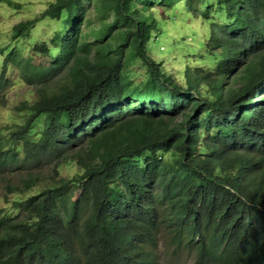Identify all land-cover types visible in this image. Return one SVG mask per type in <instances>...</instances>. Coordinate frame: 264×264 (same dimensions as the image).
I'll return each instance as SVG.
<instances>
[{
  "label": "trees",
  "instance_id": "obj_1",
  "mask_svg": "<svg viewBox=\"0 0 264 264\" xmlns=\"http://www.w3.org/2000/svg\"><path fill=\"white\" fill-rule=\"evenodd\" d=\"M154 2L55 0L11 28L16 48L36 23H57L33 54L0 58V102L16 81L35 94L0 127L14 197L0 210V264H264V0H186L191 17L231 22L211 23L205 53L178 75L147 55ZM73 149L81 171L44 180Z\"/></svg>",
  "mask_w": 264,
  "mask_h": 264
},
{
  "label": "rangeland",
  "instance_id": "obj_2",
  "mask_svg": "<svg viewBox=\"0 0 264 264\" xmlns=\"http://www.w3.org/2000/svg\"><path fill=\"white\" fill-rule=\"evenodd\" d=\"M4 1H11L14 4H8ZM0 1V48H7L3 54H0V58H4L11 50L16 49L18 51H24V55L33 54V46L36 43L47 42L49 43L52 33L56 28L57 23L50 19H43L36 23L34 29L35 34H32L27 39L21 40L18 46L10 39L11 28L19 22L34 19L38 17L41 12L48 6L50 2L55 0H4ZM215 3V0H211ZM186 0H177V4L168 5L163 2V0H157L153 4L146 6V14L155 22V30L152 31L154 37H151L148 43L147 55L152 54V59L159 64L163 63V68L165 70H170L174 75H178V71L184 70V66L190 62L193 66L198 60V53H205L204 47H199L198 44L206 41V35L209 31L211 23L218 25H224L231 22V19L222 14L213 19L205 18L202 15L196 13L195 17H191L187 8L185 7ZM16 4H20V8H16ZM92 8V7H91ZM94 12L88 16L86 15L82 21V27L85 32L91 29V26L87 25V19L92 18ZM113 19V15L110 17V21ZM13 44V46H12ZM191 47L198 52H191ZM196 54V55H195ZM45 56L36 55L35 63H44L46 60ZM149 58V56H146ZM241 64L244 63L243 60L240 61ZM134 64V63H132ZM1 67V66H0ZM13 68V66H11ZM214 67V66H213ZM213 70V69H212ZM233 71V70H232ZM238 71H233V75H236ZM9 74H12L11 79H16L17 71L9 70ZM31 88L25 83L16 81L15 85L9 88L3 93L4 98L0 102V127L12 126L14 123L23 120L24 116L27 114L24 112L18 114L15 112V108L19 104L28 99L33 101L35 99V94L31 92ZM209 89V87L207 88ZM202 95L211 97L210 91L206 92V89L201 90ZM200 93V94H201ZM208 94V95H207ZM179 99V97H178ZM161 111V110H160ZM166 116L170 114L163 113ZM233 122V118L228 119ZM232 130V128H231ZM10 132L8 128L5 130V134ZM202 139V138H201ZM77 152V149L70 150L68 155L64 159L60 160L58 163H52L50 166L43 167L39 172L43 176L44 180L48 182L57 181L59 178H69L81 171L80 167L75 164L74 160L69 154L72 152ZM33 167L31 170H33ZM0 178V210L8 209L7 206L12 205L14 197H9V201L5 200L4 185L2 184ZM44 187V183L33 189V193L38 192ZM158 256L156 261L164 258V252L162 246L159 245L157 250ZM185 256L180 254L177 262L183 261ZM162 264H165L160 260ZM185 264H193L192 260L189 259Z\"/></svg>",
  "mask_w": 264,
  "mask_h": 264
},
{
  "label": "clouds",
  "instance_id": "obj_3",
  "mask_svg": "<svg viewBox=\"0 0 264 264\" xmlns=\"http://www.w3.org/2000/svg\"><path fill=\"white\" fill-rule=\"evenodd\" d=\"M10 5V4H9ZM245 47L246 48H249L250 46H248L247 44H245ZM152 58V57H151ZM136 61H133V63H135ZM178 97V96H177ZM178 100V99H177ZM129 101H131V102H133V103H137L138 102V100L136 99V100H129ZM172 102H174L173 100H171ZM171 101H169V103H171ZM161 110V111H160ZM150 112H156L157 113V118L158 117H162V119H165V118H174L176 115L175 114H172V113H170V111H169V109H165V108H158V109H154V110H150ZM163 113H167V114H170L169 116H166L165 114H163ZM164 116V117H163ZM165 120H167V119H165ZM168 132H169V134H171V132L168 130ZM4 190H5V192H6V189H5V187H4ZM4 197H5V194H4Z\"/></svg>",
  "mask_w": 264,
  "mask_h": 264
}]
</instances>
